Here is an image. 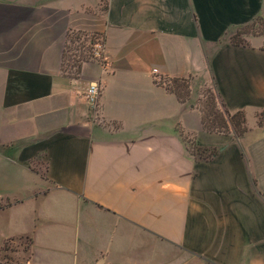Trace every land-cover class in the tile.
Instances as JSON below:
<instances>
[{"label":"crops","instance_id":"crops-1","mask_svg":"<svg viewBox=\"0 0 264 264\" xmlns=\"http://www.w3.org/2000/svg\"><path fill=\"white\" fill-rule=\"evenodd\" d=\"M256 19L264 0H0V123L17 129L0 142L15 159L0 246L29 238L25 264H264V38H229ZM81 31L102 34L103 60L71 78L65 42ZM201 87L244 112L243 135L203 130Z\"/></svg>","mask_w":264,"mask_h":264},{"label":"rangeland","instance_id":"rangeland-1","mask_svg":"<svg viewBox=\"0 0 264 264\" xmlns=\"http://www.w3.org/2000/svg\"><path fill=\"white\" fill-rule=\"evenodd\" d=\"M104 6L99 7V9L96 10L102 11ZM74 33H80L79 40L75 43L67 42L66 45V52H65V62L63 64V70L66 72V75H68L71 78H76L79 72L78 67L83 64L84 61L87 62H95L96 60L92 59L90 57L92 52V44H96L98 41L103 42V36L102 34L98 32L94 33H86V32H74ZM73 35H70L72 37ZM251 37V36H261L264 38V22L260 19H256L253 23L237 29L235 32L230 34L229 38H235L238 42H244L245 44V37ZM73 60L75 62L73 63ZM189 87H190V81L187 80ZM191 89L189 88V92ZM200 96L196 98L195 102L197 104V107L199 110H203L205 106H207V103L210 102L211 96L213 97L215 95V91L210 87H201L199 89ZM190 96V93H189ZM215 97V96H214ZM187 101L190 102L189 97ZM87 106L89 107L90 114H94L91 105L85 100ZM216 106L220 108L219 101L215 99ZM12 125H5L3 123H0V142L7 141L8 138H11L12 134H14L17 129H14ZM193 152V155L197 157L199 156L200 159H205L210 156V149H204L201 146L191 145ZM12 148H5L3 151L5 153V157L0 156V175H1V169L4 167L6 170H8L9 165L14 163V155L11 152ZM198 151H197V150ZM198 152V153H197ZM27 164L31 165L32 169L34 171H37L42 175L45 173V166L44 161L42 159V156L39 155L37 159L34 161H29ZM3 191V190H0ZM19 209V208H18ZM24 213H26V210H23ZM8 221V225L11 224V228H17V226H22V217L16 219L14 216L10 217ZM1 243V242H0ZM30 250H29V240L25 238H12L8 239L4 242L3 245L0 246V264H25L28 259H30Z\"/></svg>","mask_w":264,"mask_h":264},{"label":"trees","instance_id":"trees-1","mask_svg":"<svg viewBox=\"0 0 264 264\" xmlns=\"http://www.w3.org/2000/svg\"><path fill=\"white\" fill-rule=\"evenodd\" d=\"M70 35H73V36L70 37ZM78 35H80V33L78 34V33H74V32H71L67 35L66 42H65L64 54H63V64L65 62V52H66L67 42L69 41L70 43H72L75 41V43H76L79 40ZM230 42L234 45H243L244 44V42L236 41L235 38H231ZM90 57L92 58L93 54H91ZM74 62H75V60H73V63ZM85 62H87V61H84L83 63H85ZM78 69L80 71V66L78 67ZM189 88L190 87H189V84L187 82V79H172L168 82V84H166V89L170 93L174 94L175 97L177 98V100L181 103L187 102V99H188L189 93H190ZM214 96L213 97L211 96L210 102H208L207 106H205L203 108V110H201V116H202L201 122H202L203 130H205L207 132H218V133H224V134L229 133L232 130V131H234L235 135H237V136L243 135L247 130L246 124H245L246 120H245L244 112L240 111V112H237V113L231 115L227 112V110H225L223 108V105L221 103H219L220 108H221V109H219L215 103V99L218 100V96H217L216 92H215ZM262 114L259 117V124L260 125L264 124V113H262ZM186 139L187 138H184V140H186ZM191 145H193V144H191ZM191 145H190V147L188 146V150L191 152L192 156H194L193 152L191 151V150H193ZM216 153H217V151L215 149H212L210 151V156L205 158V159H208V158L214 156ZM198 155H197V157L199 158ZM201 160H203V159H201ZM25 239H28L29 244H30V239L29 238H25Z\"/></svg>","mask_w":264,"mask_h":264},{"label":"built area","instance_id":"built-area-1","mask_svg":"<svg viewBox=\"0 0 264 264\" xmlns=\"http://www.w3.org/2000/svg\"><path fill=\"white\" fill-rule=\"evenodd\" d=\"M92 59L96 61H102L104 55V43L102 41H98L96 44H92ZM154 74H157V70H153ZM100 95V87L97 82H92L87 89L85 99L91 105L93 110L96 109L98 100Z\"/></svg>","mask_w":264,"mask_h":264}]
</instances>
